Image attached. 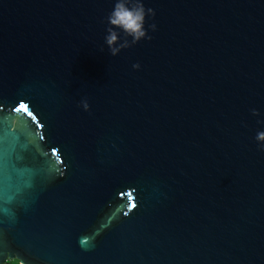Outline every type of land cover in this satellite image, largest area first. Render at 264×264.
I'll use <instances>...</instances> for the list:
<instances>
[{
    "label": "water",
    "instance_id": "obj_1",
    "mask_svg": "<svg viewBox=\"0 0 264 264\" xmlns=\"http://www.w3.org/2000/svg\"><path fill=\"white\" fill-rule=\"evenodd\" d=\"M115 2L0 0V264H264V0Z\"/></svg>",
    "mask_w": 264,
    "mask_h": 264
},
{
    "label": "clouds",
    "instance_id": "obj_2",
    "mask_svg": "<svg viewBox=\"0 0 264 264\" xmlns=\"http://www.w3.org/2000/svg\"><path fill=\"white\" fill-rule=\"evenodd\" d=\"M146 17L154 18L155 11L151 8L146 9L143 0H116L113 10L106 18L109 27L106 29L105 42L111 56H117L122 50L130 48L142 40L152 39L145 30ZM149 28L153 32L156 31V24L152 23ZM121 33L124 34L123 41L120 38ZM133 68L139 70L140 65L134 64ZM81 105L85 110H88L89 105L86 100L82 101ZM252 114L259 115L255 109L252 110ZM256 140L260 149L264 151V131L257 133Z\"/></svg>",
    "mask_w": 264,
    "mask_h": 264
},
{
    "label": "trees",
    "instance_id": "obj_3",
    "mask_svg": "<svg viewBox=\"0 0 264 264\" xmlns=\"http://www.w3.org/2000/svg\"><path fill=\"white\" fill-rule=\"evenodd\" d=\"M6 264H14V263L10 261V262H8V263H6Z\"/></svg>",
    "mask_w": 264,
    "mask_h": 264
},
{
    "label": "rangeland",
    "instance_id": "obj_4",
    "mask_svg": "<svg viewBox=\"0 0 264 264\" xmlns=\"http://www.w3.org/2000/svg\"><path fill=\"white\" fill-rule=\"evenodd\" d=\"M12 262V261H11Z\"/></svg>",
    "mask_w": 264,
    "mask_h": 264
}]
</instances>
